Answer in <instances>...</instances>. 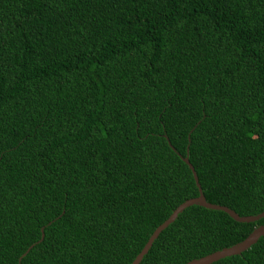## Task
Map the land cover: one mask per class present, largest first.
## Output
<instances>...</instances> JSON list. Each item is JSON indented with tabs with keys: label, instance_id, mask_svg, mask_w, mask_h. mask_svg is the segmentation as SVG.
<instances>
[{
	"label": "trees",
	"instance_id": "obj_1",
	"mask_svg": "<svg viewBox=\"0 0 264 264\" xmlns=\"http://www.w3.org/2000/svg\"><path fill=\"white\" fill-rule=\"evenodd\" d=\"M185 155L207 202L264 210V0H0V264H129L198 194ZM258 225L189 205L138 264Z\"/></svg>",
	"mask_w": 264,
	"mask_h": 264
},
{
	"label": "water",
	"instance_id": "obj_2",
	"mask_svg": "<svg viewBox=\"0 0 264 264\" xmlns=\"http://www.w3.org/2000/svg\"><path fill=\"white\" fill-rule=\"evenodd\" d=\"M180 158L187 165L188 169L190 170L193 181H194L195 186L197 188L198 194L195 197L188 198V199L184 200L183 202H181L180 204H178L171 211V213L168 215V217L154 228V230L148 236L146 242L144 243V245L142 246L140 251L134 256V258L132 259V261L129 264H138V262L141 260V257L143 256V254L146 253V251L150 247L153 239L158 235V233L164 227H166L168 223L173 221L175 216L183 208H185L189 205H199V206H203V207L208 208V209L221 210V211L225 212L230 218H232L233 220L238 221V222H253V221H256V220H258L264 216V210H262L261 212H259L257 214H254V215L239 216L237 213H235L234 211H232L231 209H229L226 206L212 204V203L207 202L205 200V198L202 194L201 188L198 184L194 169L191 166V164L188 162L187 155H185L184 157L180 156ZM42 236H43V234H42V228H41L39 240H41ZM260 236H264V225H258L256 227H254L244 239H242L241 241H239L237 243H234L228 247H223L219 250L213 251V252H211L207 255H204L202 257L191 259L190 261L186 262L185 264H209L213 261H216V260L223 258V257H226V256L240 254L242 251L249 248ZM30 247H31V245L29 247H27L26 250L18 257V259H17L18 264H20L21 257L24 256V254L28 251V249Z\"/></svg>",
	"mask_w": 264,
	"mask_h": 264
}]
</instances>
